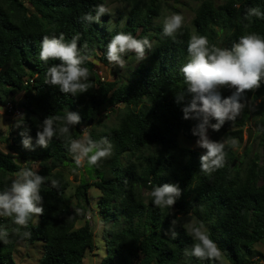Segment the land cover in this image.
Returning a JSON list of instances; mask_svg holds the SVG:
<instances>
[{
	"label": "trees",
	"instance_id": "obj_1",
	"mask_svg": "<svg viewBox=\"0 0 264 264\" xmlns=\"http://www.w3.org/2000/svg\"><path fill=\"white\" fill-rule=\"evenodd\" d=\"M129 8L125 19L115 24L102 18L100 23L80 20L84 14L95 15L98 4L105 0H0V106L11 103L22 110L11 134L9 152L0 149V191L23 167L49 178L41 186L44 215L35 225L33 218L20 232L12 218L0 217V229L8 232L7 243L0 240V264H15L18 243L36 245L43 242V255L38 264H83L88 253L99 244L89 214L92 188L100 192L96 212L105 227V255L100 264H221V261L198 259L185 255L194 243L188 235L183 217L193 216L203 222L210 238L222 252V264H259L263 255L255 250L264 244V84L245 93V108L234 122L226 123L211 138L225 141L235 138L241 144L243 127L252 121L261 157L250 159L244 168L236 147L225 146L224 167L211 174L200 171L203 151L182 145L194 143L192 135L197 123L184 120L182 108L191 99L177 103L176 95L186 90L180 69L188 60L187 45L193 34L206 36L210 45L231 48L239 37L258 34L264 37V19H245L250 7L264 11V0H190L198 3L190 26H182L175 39L163 35L160 18L166 2L185 0H118ZM118 32L147 37L152 48L147 58L126 75L106 57L107 44ZM63 33L66 42L79 36L82 54L91 56L82 67L89 73L90 88L86 93L65 95L45 83L47 68L59 61L45 63L39 59L43 36ZM87 44V49L83 46ZM124 59L137 61L134 53ZM95 61L111 66L119 77L103 82L96 73ZM120 73V74H119ZM223 96L231 93L221 89ZM22 96L23 101L17 102ZM68 111L78 112L81 122L70 130L72 139L84 134L99 141L106 137L113 145L112 155L99 166L84 165L86 176L75 188V208L66 196L71 188L69 177L77 168L68 149L67 137L56 136L48 148L34 151L22 145L20 132L29 130L35 146L39 125L48 116L64 117ZM117 115V124L100 130L104 113ZM212 123H215L213 120ZM236 126L238 129L233 130ZM249 149H245V156ZM55 179L59 186L52 187ZM164 183H178L182 196L172 208L154 206L150 192ZM177 221L173 238L171 221ZM84 221L81 227L77 224ZM110 224V225H109ZM98 242V243H97ZM257 258V259H256Z\"/></svg>",
	"mask_w": 264,
	"mask_h": 264
},
{
	"label": "clouds",
	"instance_id": "obj_2",
	"mask_svg": "<svg viewBox=\"0 0 264 264\" xmlns=\"http://www.w3.org/2000/svg\"><path fill=\"white\" fill-rule=\"evenodd\" d=\"M108 13L109 9L102 3L96 6L95 15L89 12L81 16L80 20L89 24L100 23L101 16ZM251 17L264 19V11L259 7H250L245 13V19ZM183 22L184 17L179 13L164 17L163 35L175 39ZM78 40V35L73 36L70 42L65 41L63 33L59 37L45 35L40 45L41 61H59L47 68L45 83L58 88L65 95L77 96L90 88L88 69L82 65L91 60V56L82 54ZM83 47L87 49V44ZM151 48L152 43L147 37L139 39L131 33L118 32L107 44L106 57L110 64L124 69V57L128 53H134L137 61H144L147 50ZM187 52L188 60L180 69L186 90L176 95V102L184 101L186 96L191 97L182 108L183 119L197 122L191 131L198 138L195 147L205 150L199 157L200 171L211 174L224 167L225 146L236 147L238 141L235 138L212 140L208 130L219 132L226 123L234 122L245 108L242 102L245 93L257 90L264 84V37L255 33L242 35L231 48H221L210 45L206 36L193 34L188 41ZM224 88L231 90L230 95H222L221 89ZM213 120L215 123H212ZM80 122L81 116L73 111H68L64 117L48 116L38 126L35 146L28 129L19 133L22 145L31 151L37 146L46 149L54 137H67L68 149L77 168L83 167L85 163L88 166H99L101 160L112 155L113 145L106 137L95 141L87 134L82 139H72L70 130ZM48 180V177L39 175L37 170L23 167L15 173L10 185L0 191V217L12 218L18 226L15 232L22 237H28L30 233H21L20 229L27 228L33 217L44 215L41 186ZM50 183L54 188L59 186L55 179ZM150 196L154 206L160 209L172 208L182 196V190L178 183H164L154 187ZM176 223L173 219L169 230L173 238L177 236ZM185 227L194 241L190 249H185V255L221 261L222 264V252L210 238L203 222H190ZM7 237L8 232L0 229V240L7 243Z\"/></svg>",
	"mask_w": 264,
	"mask_h": 264
},
{
	"label": "rangeland",
	"instance_id": "obj_3",
	"mask_svg": "<svg viewBox=\"0 0 264 264\" xmlns=\"http://www.w3.org/2000/svg\"><path fill=\"white\" fill-rule=\"evenodd\" d=\"M24 1L27 6L31 7L29 0H24ZM215 1L217 5H220L223 3V0H215ZM105 5L109 9V13L103 15L102 18L107 19L109 25L115 24L116 22L120 21V18L125 19L129 11L128 6L118 0H105ZM197 6H198L197 2L190 1V0H185L180 3L166 2L162 6L160 18L156 19L155 23L156 24L162 23L164 17L171 15L173 13H179L184 17L183 26H190L194 19L195 10ZM139 63L140 61L127 62L126 67L123 69L121 73L127 76L129 71L135 68ZM95 64H96V73L98 74L101 81L111 82L116 79H119V77H117L114 74L111 66H106L103 63H100L98 61H95ZM21 101H23L22 96H20L17 99L18 103H21ZM0 109H2V111H0V149L4 152H9V145L11 144V139H12L11 134H12L13 128L17 124V121H16L17 116L8 115L5 112V109H6L5 107L0 106ZM104 115H107V117H103L101 126L98 127V129L102 130L105 127H112L117 124L118 122L117 117H116L117 115L110 114L109 111L104 113ZM250 127L255 130V127L251 120L249 121V123L246 122L245 126L243 127V140L244 141L241 144L239 143V145L236 146V151L239 156V162H236V165H238L240 162L243 161L244 164L241 163L242 168L245 167L246 163L250 159L256 156L261 157L262 155V148L259 142L255 138L256 130L254 131L252 142L246 148V142H247L246 130L249 129ZM236 129L238 128L234 126L233 130H236ZM208 135H209V138L212 139L211 132L209 130H208ZM195 143L196 142L189 144L182 140V145L191 146L192 148L196 150H200V151L204 150V149L195 147ZM245 149L246 150L249 149L248 154L246 156L244 153ZM35 170H38V166H35ZM84 176L87 177L86 172L84 170V166H83L80 168L78 172H75L73 175L69 177L71 181V188L69 189V191H67L66 196L69 199V202L71 203L73 208H75V204H76V199L75 197H73L75 188L77 187V185L80 183V181L82 180ZM88 196L91 198L90 209L92 208L95 209L94 213L96 214L94 215V217H96L97 221L94 222L92 214H89L86 217V220L93 226L94 231H95L96 241L98 239L99 244H97L96 249L93 252L87 254L86 259L84 260L83 264H100L101 258L105 255V249H106L105 240L103 238L101 240L102 231L105 225L101 220V216L97 214L96 212L97 210L96 203L100 196V192L96 188H92L89 191ZM33 221L35 225H38L39 217L38 218L33 217ZM182 221L184 225H187L190 222H196L197 224H199L198 220L193 216L183 217ZM83 224H84V221H81L77 224V227H81ZM35 244L36 245L18 243L14 251L15 264H38L40 257L43 255V242L37 241ZM255 250L261 255H263V259L259 260V264H264V244L256 245ZM223 260L225 259L223 258Z\"/></svg>",
	"mask_w": 264,
	"mask_h": 264
},
{
	"label": "built area",
	"instance_id": "obj_4",
	"mask_svg": "<svg viewBox=\"0 0 264 264\" xmlns=\"http://www.w3.org/2000/svg\"><path fill=\"white\" fill-rule=\"evenodd\" d=\"M5 108V112L10 116L15 115L17 116L16 118H18L22 114V110H20L19 108H15L11 103L7 104Z\"/></svg>",
	"mask_w": 264,
	"mask_h": 264
},
{
	"label": "water",
	"instance_id": "obj_5",
	"mask_svg": "<svg viewBox=\"0 0 264 264\" xmlns=\"http://www.w3.org/2000/svg\"><path fill=\"white\" fill-rule=\"evenodd\" d=\"M249 123V122H248ZM254 129L253 128H249L246 130V133H247V142H246V148L247 146L252 142V139H253V134H254ZM236 165V161L233 162V165L232 167H235Z\"/></svg>",
	"mask_w": 264,
	"mask_h": 264
}]
</instances>
